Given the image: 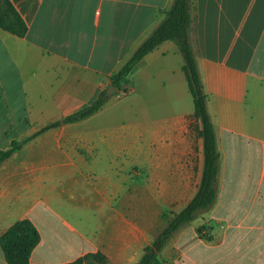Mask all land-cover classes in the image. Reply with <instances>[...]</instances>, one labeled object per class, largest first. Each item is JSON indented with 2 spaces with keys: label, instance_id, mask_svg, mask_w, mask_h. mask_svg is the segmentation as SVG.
<instances>
[{
  "label": "crops",
  "instance_id": "1",
  "mask_svg": "<svg viewBox=\"0 0 264 264\" xmlns=\"http://www.w3.org/2000/svg\"><path fill=\"white\" fill-rule=\"evenodd\" d=\"M10 1L28 31L0 29V151L31 139L0 166V236L29 219L40 235L32 264L88 254L103 258L89 264H136L203 173L176 43L147 54L124 84L137 98L134 121L109 123L108 99L84 120L32 136L106 91L174 0ZM192 1L191 41L220 156L216 199L160 260L264 264V0Z\"/></svg>",
  "mask_w": 264,
  "mask_h": 264
},
{
  "label": "trees",
  "instance_id": "2",
  "mask_svg": "<svg viewBox=\"0 0 264 264\" xmlns=\"http://www.w3.org/2000/svg\"><path fill=\"white\" fill-rule=\"evenodd\" d=\"M192 10V0H174L171 7L162 12L163 18L160 24L110 78L111 83L117 88V92L113 95H117L122 91L124 84L129 82L132 73L147 54L166 41L175 42L184 59L182 69L193 97L194 117L200 122V126L196 128L197 134L203 139L204 167L196 194L180 211L163 214V217L168 220L167 225L144 248L136 264H162L160 253L174 234L181 227L196 219L202 212L208 210L216 199L220 156L212 118L208 110L209 96L202 83L197 57L191 41ZM0 29L19 37H24L28 31L25 21L10 0H0ZM108 99L106 91H103L91 104L44 126L32 137L64 124L84 120L100 111ZM30 139L13 141L7 150L0 151V166L13 154L19 152ZM39 241L40 235L34 224L29 219H22L0 236V247L8 264H32L30 257ZM90 259L103 261L100 254H88L71 264H84Z\"/></svg>",
  "mask_w": 264,
  "mask_h": 264
},
{
  "label": "rangeland",
  "instance_id": "3",
  "mask_svg": "<svg viewBox=\"0 0 264 264\" xmlns=\"http://www.w3.org/2000/svg\"><path fill=\"white\" fill-rule=\"evenodd\" d=\"M136 95L133 93H128L127 95H123L120 93V96H112L109 98L108 105H111V109L108 110V122L114 125L121 124L123 122H132L136 119V113L132 110V107L136 104ZM192 106H194V102L192 100ZM26 106L24 103L18 106L16 111L18 113L24 112ZM2 110V109H1ZM3 111V110H2ZM148 113H153V109L149 108L147 110ZM168 212V211H167ZM92 262V259L86 261V264ZM95 262V261H94Z\"/></svg>",
  "mask_w": 264,
  "mask_h": 264
},
{
  "label": "water",
  "instance_id": "4",
  "mask_svg": "<svg viewBox=\"0 0 264 264\" xmlns=\"http://www.w3.org/2000/svg\"><path fill=\"white\" fill-rule=\"evenodd\" d=\"M116 92H117V88L113 84H109L106 90V96H112Z\"/></svg>",
  "mask_w": 264,
  "mask_h": 264
},
{
  "label": "built area",
  "instance_id": "5",
  "mask_svg": "<svg viewBox=\"0 0 264 264\" xmlns=\"http://www.w3.org/2000/svg\"><path fill=\"white\" fill-rule=\"evenodd\" d=\"M131 92H132L131 88L124 87V88H122L121 94L127 95L128 93H131Z\"/></svg>",
  "mask_w": 264,
  "mask_h": 264
}]
</instances>
